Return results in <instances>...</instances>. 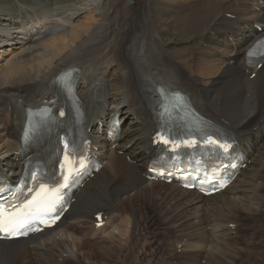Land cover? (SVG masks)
Here are the masks:
<instances>
[{
	"label": "bare ground",
	"instance_id": "1",
	"mask_svg": "<svg viewBox=\"0 0 264 264\" xmlns=\"http://www.w3.org/2000/svg\"><path fill=\"white\" fill-rule=\"evenodd\" d=\"M7 1L0 0V50L5 37L11 39L8 47H15L12 52L0 51V142L8 134L6 126L12 130L20 120L12 105V113L1 107L4 97L40 103L47 100L50 83L61 70L80 67L88 79L103 78L107 83L110 110L123 107L131 114L124 138L125 145L135 143L127 154L138 163L119 166L118 157L110 152L104 167L108 172L82 189L70 213V217H88L96 209L124 212L126 219L119 223L117 235L112 232L89 241L79 226L73 230L79 238L72 234L67 240V234L58 232L64 240L52 235L37 236L28 245L24 240L0 242V264H169L180 244L196 249L205 264H235L243 254L245 259L250 255L249 264L257 260L264 264V221L256 218L264 215V143L256 147L255 168L245 170L250 175L242 172L238 178L244 187L238 186L232 196L209 198L202 204L175 185L143 181L145 159L139 153L147 146L150 128L143 108L157 103L156 85L181 91L200 113L231 130L249 134L254 127L263 128L264 69L248 80L210 52L213 48L231 56L222 36L244 39L248 34L244 24L259 17L264 20V12L251 11L253 0L238 4L235 0H133L124 9L123 0H20L45 19L40 38L22 48L17 47L22 38L9 34L14 32L10 26L14 18ZM227 14H234V19ZM83 15L93 20H82ZM243 39L238 40L239 46L244 45ZM8 118L16 122L9 125ZM94 141L98 144L101 139ZM10 155L0 144V164L10 167L12 175L16 168L8 162ZM150 210L169 246L164 256L146 263L142 258L146 247L159 234L140 229L151 219ZM239 215L253 223L241 237ZM227 222L240 225L231 230Z\"/></svg>",
	"mask_w": 264,
	"mask_h": 264
},
{
	"label": "snow or ice",
	"instance_id": "2",
	"mask_svg": "<svg viewBox=\"0 0 264 264\" xmlns=\"http://www.w3.org/2000/svg\"><path fill=\"white\" fill-rule=\"evenodd\" d=\"M35 176L36 174L33 173V178H35ZM65 179H67V177H65ZM4 190L5 189L3 187H0V192H3ZM44 191L45 190L42 187L41 192ZM40 195L41 193H37V196L21 205L20 208H16L15 205H12V211H8L7 209H0V234H3L4 236L27 234L26 232L22 231V229L25 228L28 217L31 215L32 209L38 203V198L40 197ZM56 203L57 201L51 202L50 207L48 208L49 212L56 211ZM28 230L32 229L29 227Z\"/></svg>",
	"mask_w": 264,
	"mask_h": 264
},
{
	"label": "rangeland",
	"instance_id": "3",
	"mask_svg": "<svg viewBox=\"0 0 264 264\" xmlns=\"http://www.w3.org/2000/svg\"><path fill=\"white\" fill-rule=\"evenodd\" d=\"M130 1L131 0H123L122 2V4H121V8L122 9H124V4L127 2V8L128 7H130L129 5H132L133 3H134V1L132 0L131 2H133L132 4L130 3ZM130 3V4H129ZM236 4H238V3H236ZM228 15H231V14H227V16ZM234 15V14H233ZM235 16V15H234ZM81 18H82V20L84 19V21H87V20H90V21H92L93 19H91V18H89L88 16H85V15H83V16H81ZM2 59V58H1ZM2 62V60H0V63ZM2 70V69H1ZM0 70V71H1ZM205 82H207V81H205ZM247 174V173H246ZM250 175V172H249V174L247 175V176H249ZM246 176V175H245ZM263 185H264V182L262 183ZM263 207V206H262ZM138 208V207H137ZM103 210H105V209H103ZM147 210H149L148 208H147ZM149 212V211H148ZM126 216V215H125ZM242 216H244L245 217V215H242ZM149 217L151 218L150 220H146L145 221V223L143 224V223H141L142 225H141V230L142 231H144V232H146V233H151V232H159V235H160V233H161V231H160V227H161V225L156 221V219H155V217H154V215H153V212L150 210V213H149ZM247 218H248V216H246ZM240 218V217H239ZM256 218H261V221H264V215H257L256 216ZM248 220V219H247ZM247 222L248 221H246V224H247ZM245 224V226H243L242 224H241V226H240V230H239V234H240V237L242 236L241 234L244 232V231H248V233H249V228H251V226L253 225V223L251 222V221H249L248 222V224L246 225ZM250 226V227H249ZM256 226H259V225H257L256 224ZM249 227V228H248ZM117 230H118V228L117 229H114L112 232H114L113 234H115V235H117L118 234V232H117ZM242 230V231H241ZM245 235V234H244ZM260 235H262L261 233H259L258 234V236L260 237ZM159 239H160V237H159ZM158 239V240H159ZM152 242L153 241H151V243H150V246H152ZM157 248H152L151 250H150V246L148 245L147 247H146V251H147V253L145 254H143V256H142V258L146 261V263H148L149 261H151L152 260V258L153 259H156V257L158 256V255H160V253L158 252L159 251V248H160V243L159 242H157ZM73 249V248H72ZM262 249L260 248V251H261ZM259 255V253L257 252L256 253V256H258ZM249 257H250V255H249ZM240 259V257H238L237 259H236V261H235V264L238 262V260ZM249 261H250V263H251V257L248 259V260H244L243 261V259H242V262H241V264H249ZM259 260H257L256 261V264H263V262L262 261H259ZM154 263V262H153ZM152 263V264H153Z\"/></svg>",
	"mask_w": 264,
	"mask_h": 264
}]
</instances>
